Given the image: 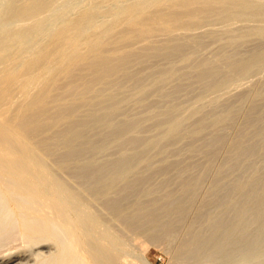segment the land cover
<instances>
[{
	"label": "bare ground",
	"instance_id": "obj_1",
	"mask_svg": "<svg viewBox=\"0 0 264 264\" xmlns=\"http://www.w3.org/2000/svg\"><path fill=\"white\" fill-rule=\"evenodd\" d=\"M49 13L19 48L7 47L10 52L0 54V264H116L128 252L116 249L119 244L111 227L125 237L146 234L152 243L178 235L173 248L176 264H243L235 254L247 253L255 237L257 242L264 237V160L259 165L253 162L264 149V128L258 135L249 134L258 128L257 118L252 130L237 128L240 133L227 147L232 158L227 164L223 156L227 167L222 164L235 176L225 177L229 174L223 169L224 178L220 169L211 182V194L207 192L202 204L201 198L190 218L198 188L227 140L228 131L218 132V126L231 125L235 112L223 104L228 110L220 115L213 111L214 116L208 115L212 105L207 114L197 115L208 94L236 85L264 66V0H76ZM10 21L0 25V39L8 33L22 34L21 25L13 27L16 19ZM236 22H243L246 29L235 27ZM205 24L221 28H206L204 35L195 32ZM160 35L162 40L156 38ZM205 35L222 47L213 56L198 57ZM254 36L260 44L251 51L225 50L241 49ZM171 81L176 82L174 90L167 92ZM196 83L203 91L192 107H185L178 94L187 89L190 93ZM152 92L163 96L165 104L150 103ZM132 102L145 113L129 115ZM257 103L250 104L254 115L264 106ZM259 116L264 118V111ZM216 127V133H210ZM184 139L187 154L207 155L208 165L202 164L206 169L196 174L190 165L180 188L172 183L177 189L164 186H170L171 177L162 178L164 184L155 178L154 183L157 173L169 177L179 165L177 153L185 150L179 145ZM111 149L116 156L106 157ZM169 153L179 160L173 156L170 160ZM151 154L160 156L159 166ZM36 158L43 167L34 165ZM196 161L195 166L203 169ZM48 165L59 175L57 183L53 181L56 188L47 182ZM182 166L175 171L180 174L187 168ZM239 169L241 174H236ZM63 182L93 208L81 207L66 188V194L60 193ZM97 223L106 239L100 229L97 232ZM8 244L16 250L8 252ZM137 258L144 264L142 257Z\"/></svg>",
	"mask_w": 264,
	"mask_h": 264
},
{
	"label": "rangeland",
	"instance_id": "obj_2",
	"mask_svg": "<svg viewBox=\"0 0 264 264\" xmlns=\"http://www.w3.org/2000/svg\"><path fill=\"white\" fill-rule=\"evenodd\" d=\"M22 1V2H21ZM34 1V2H33ZM41 1H44L45 2V0H39V2H40V4L42 3ZM72 3H75V1L76 0H70ZM70 1H68V0H48V2H43V4H41V6L40 5H38L39 4V2H38V0H13V2H12V0H0V16H2V17H0V20H1V18H2V20L0 21V25L2 24V25H5L6 24V21L8 20H11L10 21V23L9 24H11V22L12 21H14L15 19H16V21H14V22H12L13 24H14V26L13 27H20V25H21V27H22V34H17V32H13V33H8V34H4V35H2L1 36V39H0V41H2V42H0V54H4V53H2V52H5V53H7V52H10V50H12L13 51V49H17V48H19L22 44V42H23V39L25 38V37H27L28 36V34L30 33V32H32V30L34 29V26L36 27L43 19H44V17H47V16H49V11L51 12V11H53L54 9H56V8H58L59 6H62L63 4H65V2L66 3H68V2H70ZM28 2V3H27ZM30 2H31V4L33 3V5H31L30 4ZM49 2H51V3H49ZM56 2V3H55ZM12 3H14V4H12ZM16 3V4H15ZM47 3V4H46ZM17 5V6H16ZM26 5H30L31 6V8H29L30 6H26ZM7 6V7H6ZM24 6H25V8H24ZM35 6V7H34ZM36 6L37 7H41L40 9H37L36 8ZM48 6H49V8H48ZM53 7V8H52ZM4 8V9H3ZM32 8H33V10H32ZM37 10H36V9ZM45 8V9H44ZM18 9V10H17ZM20 9V10H19ZM21 9H23V10H21ZM27 9V10H26ZM37 11V13H36V11ZM44 9V11H41V10H43ZM49 11H48V10ZM10 10V11H9ZM27 12H25V11ZM31 10V11H30ZM12 11V12H11ZM18 11V12H17ZM32 11H34V12H32ZM2 12H3V14H2ZM15 12V13H14ZM24 12H25V14H24ZM29 12H31V15H30V13ZM43 12H48V13H44L43 14ZM8 13V14H7ZM11 13V14H10ZM18 13V14H17ZM20 13V14H19ZM33 13H34V15H33ZM7 14V15H6ZM27 14V15H26ZM29 14V15H28ZM40 14V15H39ZM42 14V15H41ZM36 15V16H35ZM39 16V17H38ZM44 16V17H43ZM7 17V18H6ZM14 17V18H13ZM20 17H22V18H20ZM27 17V18H26ZM27 20V22L24 20ZM29 18V19H28ZM18 19V20H17ZM21 19L23 20V21H21ZM42 19V20H41ZM4 20V21H3ZM31 20V21H30ZM41 20V21H40ZM3 21V22H2ZM17 22V23H16ZM23 22V23H22ZM255 21H253V22H250L251 24L252 23H254ZM256 22H258V21H256ZM255 22V23H256ZM20 23V24H19ZM28 23V24H27ZM34 23V24H33ZM7 24H8V22H7ZM24 24V25H23ZM242 24H244L243 22H236V23H234L233 25L235 26V27H241L242 26V30H245L246 29V26H243ZM2 25H1V27H2ZM32 25V26H31ZM241 25V26H240ZM23 26H24V29H23ZM215 26V27H214ZM217 26V27H216ZM221 28V25H219V24H205V25H203V26H201V27H199L198 29H196L195 30V32L196 33H202V35H204L206 32H207V29L209 30V29H211V28H217V29H220L219 27ZM19 27L17 28V29H19ZM209 27V28H208ZM29 28V29H28ZM205 28V29H204ZM207 28V29H206ZM16 28H14V30H15ZM199 29H200V31H199ZM30 30V31H29ZM206 30V31H205ZM26 31V32H25ZM20 32V31H19ZM17 34V35H16ZM31 34V33H30ZM29 34V35H30ZM5 36H8V38L7 37H5ZM19 36V37H18ZM23 36V37H22ZM206 36V35H205ZM158 40H162L163 39V36L162 35H160V36H158V37H156ZM254 38H256L255 36H254ZM254 38H252V37H250L249 39H248V41H247V43L245 42L244 44H245V46H244V44H242V45H240V47H241V49L239 48V46L238 47H225V50L226 51H228L229 52V50L232 52V51H235V50H237L238 52H240L241 51V53H245L246 51L245 50H247V51H251L252 49L251 48H253L254 46H256V44H257V42L259 41L257 38L256 39H254ZM14 39V40H13ZM254 39V40H253ZM205 41H206V43L198 50V52H197V55L196 56H198V57H210V56H213V52H217V50H219L220 49V47H222V43H220L218 40H215V39H212V38H210V37H205ZM3 43V44H2ZM10 43V44H9ZM12 43V44H11ZM261 43H264V42H262L261 41ZM13 44H15V45H13ZM219 44H221V45H219ZM247 44V45H246ZM258 44H260V42H258ZM4 45V46H3ZM10 45V46H9ZM20 45V46H19ZM250 45H252V46H250ZM246 46H250V47H246ZM7 47L10 49V50H7ZM207 47V48H206ZM215 47V48H214ZM245 49H244V48ZM4 48V49H3ZM6 48V49H5ZM12 48V49H11ZM213 48V49H212ZM227 48V49H226ZM239 48V49H238ZM255 48V47H254ZM253 48V49H254ZM232 49V50H231ZM235 49V50H234ZM243 49H244V51H243ZM2 50V51H1ZM215 50V51H214ZM240 50V51H239ZM206 53H207V55H206ZM209 53V54H208ZM214 53V54H215ZM176 60L178 61V62H176ZM163 60H160V61H158V62H162ZM165 62V64L167 63L166 62V60L164 61ZM164 62H162L163 64H164ZM175 62L177 63V64H180L181 65V61L179 60V59H175ZM262 71V72H261ZM254 73V74H253ZM252 74H250V77L249 76H246V77H244V78H242L241 79V81L238 83V84H236V85H233V86H230V87H228V88H226V89H223V90H221V91H218V92H214V93H211V94H208L207 96H206V99H205V101H204V104L202 105V110H203V112H202V110H201V114L199 113L197 116H201V115H203L204 114V112H205V114H207L206 113V111L208 112V109H209V107L211 108L212 106H216V108H211V112H209L208 113V115L209 116H216V115H220V114H222L224 111H226V110H228V109H234L233 111L235 112L233 115V117H235V118H233V123H235V124H233L232 122L230 123L231 125H228V126H225V125H222V126H218L219 128L218 129H220V130H218V132H222V133H225L226 131H228V132H226L227 133V137H226V143L223 145V147L221 148V150H220V154H218L219 155V157H217V158H214L213 160H214V162H215V165H214V163H213V161L211 162V163H213V167H211L210 166V168H209V171L208 172H206V173H208L209 175L207 176L206 174V176L204 177V179H203V181H202V183L200 184V186H199V188H198V191H200V192H198V194H197V197L195 198V200H194V204L190 207V218L193 216V215H195V211L197 210V207H198V204L200 205V201H201V198H205L206 199V197H209V195L211 194V188H212V183L211 182H213L212 180L214 179V175L215 174H217V173H219V171H220V169L222 170V173H223V169H225L226 167H227V164H228V161H229V159H231L232 157H229L230 155H229V150L227 151V147H228V149H229V145H230V142H232V141H234V139H235V137H237L236 136V134L238 135L240 132L239 131H241V129L243 128V126H244V129H247V130H252V124L255 122V120H256V118H257V122L259 123L258 124V128L257 129H255V130H252V131H255V132H251V131H249V134H253V133H255V135H258V133H259V130L260 129H262V128H264V123L262 124V126H261V121H263L264 120V118H263V120L261 119V117L259 116L260 114H262L263 113V109H264V106H263V108H262V106H261V108L258 106V103L260 104V105H264V103H263V101H264V98H263V96H261V95H264V66H262L260 69H258V70H256L255 72H253ZM259 73V74H258ZM246 79V80H245ZM248 79V80H247ZM257 79V80H256ZM242 80H244V81H242ZM256 81V82H255ZM263 81V82H262ZM246 82H247V84H246ZM251 83V86H250V83ZM262 82V83H261ZM173 83H176L175 81H171L170 83H168L167 84V86H166V91L167 92H172V90H174V87H173V89H172V86H173ZM199 85L200 83H196V85ZM262 84V85H261ZM171 85V86H170ZM196 85H194V86H192L191 88L193 89V87L195 88V86ZM197 85V87L195 88V89H191L190 88V93L188 92V90L189 89H187L185 92L184 91H181V93H183L184 92V96H183V94L181 95V93H179L178 94V99H180L179 100V102H181L182 101V99L183 100H185L184 102L185 103H183V105L185 106V107H192L193 105H194V103L196 102V100L198 99V97L200 96V94L202 93V91H203V85L201 84V86H200V88H198L199 86ZM250 86V87H248V86ZM174 86H175V84H174ZM248 87V89H246L245 88V90H244V87ZM235 87V89H233ZM240 87V88H239ZM257 87H259V88H257ZM168 88H170L169 90H167ZM230 88V89H229ZM193 92H192V91ZM195 90V91H194ZM201 92H200V91ZM237 90V93L235 94L234 93V91H236ZM239 90V91H238ZM247 90H248V93L247 94H245L244 92H247ZM224 91V92H223ZM242 91V92H241ZM188 92V93H187ZM156 93V94H155ZM155 93H150L151 95H149V97L148 98H150V96H151V98L150 99H152L151 101L152 102H150V103H155V104H158L159 106L160 105H164L163 104V101H165L164 99H163V96H161L160 95V97H161V99H160V97H159V94L157 93V92H155ZM189 96V97H187L186 96V94ZM240 94V98H242V96H243V98L240 100V98H239V95H237V94ZM255 93V94H254ZM155 94V95H154ZM227 94V95H226ZM231 94V95H230ZM234 94V95H233ZM158 95V96H157ZM212 95L215 97V99H214V97H212ZM230 95V96H229ZM236 95V96H235ZM246 95V96H245ZM224 96V97H223ZM226 96V97H225ZM229 98H228V97ZM238 96V97H237ZM245 96V97H244ZM260 96L262 97V98H260ZM157 97H159V98H157ZM182 97V98H181ZM184 97V98H183ZM193 97V98H192ZM231 97V98H230ZM232 97H236V98H238L239 100H237L236 98L234 99H232ZM155 98L156 99H158L157 101L155 100ZM186 98H187V100H186ZM191 100H190V99ZM226 99V101H225V99ZM246 98V99H245ZM160 99V100H159ZM163 99V100H162ZM222 100V99H224L222 102L220 101V100ZM229 99H232V100H235V102H231ZM254 99V100H253ZM256 99V100H255ZM149 100V99H148ZM228 100V101H227ZM243 100H245L244 101V103L242 104V101ZM150 101V100H149ZM161 101H162V104H161ZM207 101V102H206ZM230 101V102H229ZM238 101V102H237ZM251 101V102H250ZM253 101V102H252ZM261 101V102H260ZM158 102H160V103H158ZM212 102V103H211ZM217 102H220V104H218ZM225 102H227V104L225 103ZM258 102V103H257ZM181 103V104H182ZM217 104V105H220L219 107L217 106V105H214V104ZM222 103V104H221ZM232 103V104H231ZM234 103V104H233ZM236 103V104H235ZM257 103V106L259 107V113L258 114H256V115H254V114H252V110H251V108L253 107L252 105H254V104H256ZM263 103V104H262ZM135 103H133L132 102V104H131V106H135V107H132V108H135V109H131V106H130V108L129 107H127L128 109H127V111L129 110V112H128V114L129 115H133V113H135L136 114V116H138V115H140L139 113H140V110L141 111H145L144 110V108L142 107V106H140V105H137V104H135ZM223 104H225V105H228V109H224V107H226L225 105H223ZM242 104V105H241ZM248 104H249V107H248ZM250 104H252V105H250ZM207 105V107H205ZM210 105V106H209ZM212 105V106H211ZM229 105H231V106H233V107H229ZM236 105V106H235ZM238 105V106H237ZM222 106H223V108H222ZM140 109H139V108ZM218 107V108H217ZM241 107H243V108H241ZM138 108V109H137ZM214 109H215V111L217 110L218 112L216 113L215 111H214ZM218 109H224L223 111H219ZM236 109V110H235ZM261 109V110H260ZM131 110V111H130ZM133 110H135L134 112H132ZM139 110V111H138ZM210 110V109H209ZM246 110H248V111H246ZM263 110V111H262ZM126 111V112H127ZM212 111L215 113L214 115H213V113H212ZM143 112H141V114H144ZM220 112V113H219ZM245 112H246V114H245ZM248 112V113H247ZM251 112V113H250ZM138 113V114H137ZM236 113H237V117H236ZM250 113V114H249ZM254 117V119H253V117ZM133 116H135V115H133ZM205 116V115H204ZM257 116V117H256ZM260 117V119H258L259 117ZM194 117V116H193ZM246 117V118H245ZM237 118V119H236ZM245 118V119H244ZM248 118V119H247ZM0 119H1V117H0ZM194 119H196V118H191V119H189V120H191V121H193ZM235 119V120H234ZM246 120V122L244 121V120ZM240 121V122H239ZM264 122V121H263ZM244 125H243V124ZM245 123H247V125H245ZM249 123V124H248ZM242 124V125H241ZM251 125V126H250ZM230 126V127H229ZM245 126H247V127H245ZM221 127V128H220ZM223 127H226V128H224V130H222V128ZM238 127H240L239 128V130L237 129ZM228 128V129H227ZM213 130H212V132H210V133H213L214 134V132L216 133V129H217V127L216 128H212ZM233 129V130H232ZM259 129V130H258ZM257 131V132H256ZM152 132H154V129H151L150 130V134L152 133ZM208 133V132H207ZM229 133H231V134H229ZM236 133V134H235ZM257 133V134H256ZM213 134H205V135H213ZM226 135V134H225ZM229 135V136H228ZM235 136V137H234ZM232 138V139H231ZM185 140V139H184ZM184 140H182V141H184ZM182 141H181V143H179V145H181V144H183V146L185 145V143H186V145H188V141H187V139L184 141V143H182ZM184 146V149L186 150V153H183L185 150L183 149V146L181 147L182 148V150H184L183 152L181 151L180 153H177L178 154V156L180 155V158L179 159H183L184 160V158H186V160H184V162H181V160L179 161V165H177L176 166V168L179 170L180 168H181V164L182 163H185L182 167L184 168V166H186L185 168L186 169H181L180 170V174L178 173L179 171L177 170V172L175 171V169L173 170V171H171L172 172V174H176V173H178V174H176V175H174V177L176 176V178H174L173 177V175L171 174V172H170V174L172 175H170L169 177H167V176H164V174H162L161 172H160V174L159 173H157L155 176H154V179H153V182L155 183V181H156V183H158L159 182V180H160V182H161V180H162V178L165 180V181H168L169 180V178L171 179V181H169V183H171L170 184V186L168 185V183L166 184L165 183V181L163 182V180H162V182H163V184H164V186L166 187V188H169V187H171V186H173V188H174V184H175V186H177L178 188H180V182L182 181V177H185L186 175H188L189 173H190V170L188 171V169H191L192 167V165H193V171L196 173V174H200V173H202L203 172V170H205L206 168V165H208V159H207V155H205V154H202V153H193V155L191 156L190 154H192V153H190L189 151H188V154H187V146ZM189 146V145H188ZM186 147V148H185ZM114 150H112L111 149V151L109 152L110 153V155L108 156H106V154H104L106 157H112V156H116L115 154V151L113 152ZM222 151V152H221ZM225 151H227V152H225ZM111 152L112 153H114V155L112 154L111 155ZM108 153V154H109ZM182 153L184 154V155H182ZM174 154L175 153H171V155H170V153L169 154H167V157L168 158H170V160H173V158H175L174 160H179V159H177L178 157H175L177 154H175V156H174ZM185 154L187 155V156H189V157H186L185 156ZM194 154H197L195 157H194ZM102 155V156H101ZM101 155H99V156H101V158H106V157H104V155L103 154H101ZM182 155V156H181ZM200 155V156H199ZM203 155H205L204 157H203ZM227 155H229V156H227ZM151 157H153L154 158V160L156 161V159H157V161H158V158L160 157L159 155H155L154 156V154H151L150 155ZM172 156H173V158H172ZM223 156H226L225 157V159H226V162H227V164H226V162H225V159H223L224 157ZM183 157V158H182ZM192 157H194V158H192ZM199 157H200V159H199ZM206 157V158H205ZM228 157V158H227ZM205 158V159H204ZM209 158V157H208ZM256 158V159H255ZM258 158H260V159H258ZM187 159H189V162L187 161ZM203 160V161H205V163H203V162H197L196 160ZM252 159H253V157H252ZM257 159H258V161H257ZM262 159V160H261ZM182 160V161H183ZM220 160V161H219ZM253 160H256V161H253L255 164L257 163L258 165L264 160V149H263V151H262V153L260 154V155H258V156H254V159ZM156 161V162H157ZM186 161V162H185ZM190 161H192L191 163H190ZM195 161H196V164H201V166H203V169H201V168H199L200 167V165H196L195 166ZM250 161H251V159H250ZM38 162H39V159L38 158H36V164H34L35 166H37V167H43L44 165H42V164H38ZM221 163V165H220V163ZM252 162V163H253ZM161 163V161L159 160L156 164H155V162L153 163L155 166H159V164ZM225 163V166L226 167H224V166H222V164H224ZM253 163V164H254ZM202 164H204L205 165V167H204V165H202ZM191 165V166H190ZM220 165V166H219ZM49 166V168H50V174L48 175V177H47V182L50 184V185H52V186H54L53 188H56V184L54 183V182H56V180L58 179V178H56V177H59V175L58 174H56L57 172H55L54 170L55 169H52L53 167L52 166H50V165H48ZM217 166H219V167H217ZM179 167V168H178ZM199 169V170H198ZM212 169V171H210ZM227 169H225V171H226ZM242 170V169H241ZM246 170H247V174H248V172H249V169L248 168H246ZM174 171H175V173H174ZM228 171V170H227ZM226 171V173H228L229 175H227V176H225V177H227L228 178V176H232V174L235 176V174L234 173H229V171L227 172ZM238 171H240V169L239 170H237V172L235 171V173L237 174V173H240V172H242V171H240V172H238ZM55 172V174H53ZM210 172V173H209ZM221 172V171H220ZM186 173H188V174H186ZM194 173V174H195ZM160 175V179H159V177H157V175ZM186 174V175H185ZM211 174V175H210ZM224 174L225 173H223V174H221L223 177H224ZM241 174V173H240ZM244 174H246L244 171H243V175ZM158 175V176H159ZM161 175H163V176H161ZM177 175H180V177L179 176H177ZM183 175V176H182ZM182 176V177H181ZM213 176V177H212ZM53 177V178H52ZM177 177H178V179H177ZM224 177V178H225ZM233 177V176H232ZM155 178H157L156 180H155ZM167 178V179H166ZM48 179H49V181H48ZM55 179V180H54ZM177 181H179V182H177ZM206 179V180H205ZM155 180V181H154ZM211 180V181H210ZM51 181V182H50ZM54 181V182H53ZM58 181V180H57ZM158 181V182H157ZM173 181V182H172ZM205 181V182H204ZM159 182V183H160ZM57 183V182H56ZM172 183H174V184H172ZM62 184H64L63 186H64V189H63V186H62V188H61V191H60V193H64V191L63 190H65V188L67 189V195L68 196H70V194H72V196H74L75 198H78V201L80 202V204H81V207H90V208H93V206H91L92 204H90L87 200H85V198L83 197V196H80V194H78V192L74 189V187L71 185L70 186V183H67V182H63ZM68 184H69V186H68ZM209 185V186H208ZM211 186V187H210ZM71 187V188H70ZM208 187H210V189L208 188ZM70 188V189H69ZM74 191H76L77 192V194L76 193H73V190ZM174 189H177L176 187L174 188ZM68 190H69V194H68ZM210 190V191H209ZM65 192H66V190H65ZM209 193V195H207L208 193ZM64 194H66V193H64ZM77 195V196H76ZM79 195V196H78ZM207 195V196H206ZM206 196V197H205ZM71 197V196H70ZM83 197V198H82ZM202 199V201H201V204H202V202L205 200V199ZM86 201V202H85ZM197 206V207H196ZM201 206V205H200ZM199 206V207H200ZM194 210V211H193ZM194 213V214H193ZM102 222H104V223H102ZM100 224H102L103 225V227H107V224L105 225V223H107V222H105L104 220H101L100 222H99ZM99 223H97L98 224V227L96 228V230H97V232H99V230L98 229H100V232H99V234H101V232L102 233H105V234H102V237H105L104 239H106L107 238V233L103 230V227H102V225H100ZM100 226V227H99ZM111 229L114 231V236H113V238H115V243L118 245L119 244V246H116L115 248L116 249H118L119 250V248H120V251L122 250L123 252H124V250H126V252H128V254H126V256H124L121 260H119L117 263L118 264H140L141 262H140V260L137 258V256H140V257H142V259H143V262H144V264H176L177 263V256L176 257H174V255H175V253H174V251H173V248H174V246L177 244V242L179 241V236L178 235H176V236H174V237H171L170 239H168L167 238V240L166 239H163V241H157V242H155V241H153V243H152V241H150V240H152V239H149V237L146 235V234H143V233H139V232H134V233H129V234H127V236L128 237H125L126 236V234L125 233H123V232H118L119 230H117L116 231V233H115V229H114V227H111ZM121 234L120 236H118L119 234ZM122 233H123V235L125 234V236H123L122 235ZM97 234V233H96ZM116 234H118L117 236H116ZM105 235V236H104ZM107 235V236H106ZM148 237H146V236ZM122 236V237H121ZM138 236V237H137ZM120 237V238H119ZM176 237L178 238V239H176ZM116 238H118L117 240H116ZM125 238H127V239H125ZM255 238H257V237H255ZM254 238V239H255ZM121 239V240H120ZM123 239V240H122ZM149 239V240H148ZM176 239V240H175ZM253 239V241L255 242V243H253V241H252V246H254L253 248L250 246V249L252 248V250H248L247 249V253L246 252H243L242 251V253H245V254H243L242 256H241V254L242 253H239V252H237V256H236V254H235V259H236V261L237 262H239L240 263V258H241V261H243V264H264V237H263V241H261L262 240V238H259V240H258V242L256 241V239L254 240ZM169 241V242H168ZM171 241V242H170ZM259 241H261L260 243H259ZM18 242V241H17ZM256 242H257V246H255L256 245ZM152 243V244H151ZM174 243V244H173ZM17 244H19V243H17ZM173 244V245H172ZM9 245V244H8ZM12 245H13V243H12ZM11 245V246H12ZM172 245V246H171ZM10 246V245H9ZM9 247L10 248V250H9V248L7 249V250H9L8 252H10V251H12L11 250V248L13 249V248H15V247ZM14 246H15V244H14ZM5 247V246H4ZM4 247H2V249H4L5 250V248ZM124 247V248H123ZM127 247V248H126ZM14 250H16V249H13V251ZM3 251V250H2ZM245 251H246V249H245ZM249 251V252H248ZM6 252V251H5ZM8 252H6V253H8ZM2 254H4V252H1ZM5 253V254H6ZM239 254H240V256H239ZM243 257H245V259H243ZM235 259H233V260H235ZM175 261H176V263H175ZM116 263V264H117ZM242 263V262H241Z\"/></svg>",
	"mask_w": 264,
	"mask_h": 264
}]
</instances>
